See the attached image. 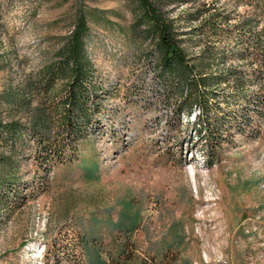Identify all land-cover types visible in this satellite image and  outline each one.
Here are the masks:
<instances>
[{
    "label": "rangeland",
    "instance_id": "1",
    "mask_svg": "<svg viewBox=\"0 0 264 264\" xmlns=\"http://www.w3.org/2000/svg\"><path fill=\"white\" fill-rule=\"evenodd\" d=\"M193 2L167 10L183 22L214 4L231 25L248 10L241 0ZM131 8L0 0V96L55 60L80 10L97 95L73 145L53 131L63 151L49 160L29 129L13 148L0 141V264H264V124L214 150L197 137V109L176 114L149 44L130 32Z\"/></svg>",
    "mask_w": 264,
    "mask_h": 264
},
{
    "label": "trees",
    "instance_id": "2",
    "mask_svg": "<svg viewBox=\"0 0 264 264\" xmlns=\"http://www.w3.org/2000/svg\"><path fill=\"white\" fill-rule=\"evenodd\" d=\"M193 1L132 0L130 32L149 44L147 57L174 100L176 114L190 119L197 109L190 123L214 150L232 132L258 135L264 124V0H241L248 10L232 25L229 14L214 4L188 9L183 22L167 10ZM87 34V18L80 10L55 60L23 90H6L0 96V141L5 147L13 148L26 128L49 160L63 151L53 131L63 137L62 144L78 140L97 98ZM190 48L198 51L190 53ZM29 94L41 96L43 105L32 107Z\"/></svg>",
    "mask_w": 264,
    "mask_h": 264
}]
</instances>
